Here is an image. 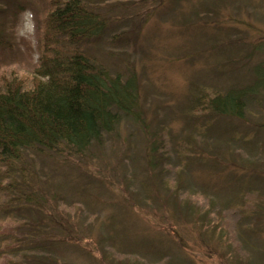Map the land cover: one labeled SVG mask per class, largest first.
<instances>
[{"label":"rangeland","instance_id":"obj_1","mask_svg":"<svg viewBox=\"0 0 264 264\" xmlns=\"http://www.w3.org/2000/svg\"><path fill=\"white\" fill-rule=\"evenodd\" d=\"M49 1L0 0V84H31L35 18ZM91 3L107 25L89 50L111 73L133 75L141 112L77 156L28 153L47 191L40 211L76 233L56 255L64 264H264V90L247 95L240 118L202 104L252 84L264 65V0ZM9 197L0 196V246L38 214L2 211ZM7 249L0 264L17 260Z\"/></svg>","mask_w":264,"mask_h":264},{"label":"trees","instance_id":"obj_2","mask_svg":"<svg viewBox=\"0 0 264 264\" xmlns=\"http://www.w3.org/2000/svg\"><path fill=\"white\" fill-rule=\"evenodd\" d=\"M88 1L50 0L45 15L35 18L40 53L31 84L14 79L0 84V167L6 168L0 171V185L4 177L14 178L0 187L2 197H13L5 199L2 211L38 213L24 224L27 237L0 246L17 259L13 264H64L56 253L75 237L59 214L40 211L47 191L28 153L77 156L99 145L122 119H140L133 75L111 73L89 50L107 22ZM113 37L122 43V35ZM253 74L252 84L208 95L202 104L215 115L240 118L247 95L264 90V65L255 66Z\"/></svg>","mask_w":264,"mask_h":264}]
</instances>
